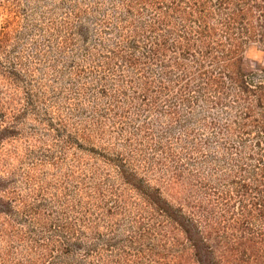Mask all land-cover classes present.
Returning a JSON list of instances; mask_svg holds the SVG:
<instances>
[{
	"label": "trees",
	"instance_id": "16d2710c",
	"mask_svg": "<svg viewBox=\"0 0 264 264\" xmlns=\"http://www.w3.org/2000/svg\"><path fill=\"white\" fill-rule=\"evenodd\" d=\"M0 16V264H264V0Z\"/></svg>",
	"mask_w": 264,
	"mask_h": 264
},
{
	"label": "rangeland",
	"instance_id": "374dc122",
	"mask_svg": "<svg viewBox=\"0 0 264 264\" xmlns=\"http://www.w3.org/2000/svg\"><path fill=\"white\" fill-rule=\"evenodd\" d=\"M1 22H2V17L0 16V25H1ZM247 58H248V61L252 64V66L255 67L257 64L261 62L262 54H260L256 50H250L247 53Z\"/></svg>",
	"mask_w": 264,
	"mask_h": 264
}]
</instances>
